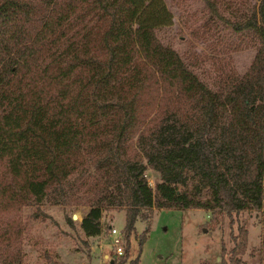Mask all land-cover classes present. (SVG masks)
<instances>
[{
    "label": "trees",
    "instance_id": "obj_1",
    "mask_svg": "<svg viewBox=\"0 0 264 264\" xmlns=\"http://www.w3.org/2000/svg\"><path fill=\"white\" fill-rule=\"evenodd\" d=\"M258 15L231 24L259 46L220 92L156 37L172 19L163 0H0V215L61 195L91 168L86 236L105 209L123 210L124 240L153 209L261 210L264 0ZM261 222L264 235V209ZM123 245L111 263L138 264ZM220 251L219 264H245Z\"/></svg>",
    "mask_w": 264,
    "mask_h": 264
},
{
    "label": "rangeland",
    "instance_id": "obj_2",
    "mask_svg": "<svg viewBox=\"0 0 264 264\" xmlns=\"http://www.w3.org/2000/svg\"><path fill=\"white\" fill-rule=\"evenodd\" d=\"M163 2L172 19L169 26L155 29L156 37L210 90L223 92L248 71L258 38L252 31H234L231 24L258 19L259 0H212L216 14L200 0ZM133 151L128 146V155ZM88 171L81 184L70 185L61 195L0 215V264H112L117 257L109 228L122 230L124 212L103 210L100 233L84 235L79 221L95 193L96 172ZM144 175L153 186L156 173L146 168ZM263 209L264 179L262 209L234 213L232 219L220 211L153 209L146 221L134 223L125 239L128 258L137 255L138 264H219L223 246L224 257L235 248L245 264H264Z\"/></svg>",
    "mask_w": 264,
    "mask_h": 264
},
{
    "label": "built area",
    "instance_id": "obj_3",
    "mask_svg": "<svg viewBox=\"0 0 264 264\" xmlns=\"http://www.w3.org/2000/svg\"><path fill=\"white\" fill-rule=\"evenodd\" d=\"M121 233H122L121 229L118 230L113 226L109 228L111 246L113 248V253L115 254L116 257L122 254L124 250Z\"/></svg>",
    "mask_w": 264,
    "mask_h": 264
},
{
    "label": "water",
    "instance_id": "obj_4",
    "mask_svg": "<svg viewBox=\"0 0 264 264\" xmlns=\"http://www.w3.org/2000/svg\"><path fill=\"white\" fill-rule=\"evenodd\" d=\"M72 217L74 218V215Z\"/></svg>",
    "mask_w": 264,
    "mask_h": 264
}]
</instances>
